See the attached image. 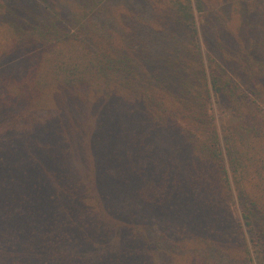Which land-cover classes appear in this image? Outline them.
I'll return each instance as SVG.
<instances>
[{"label":"trees","instance_id":"trees-1","mask_svg":"<svg viewBox=\"0 0 264 264\" xmlns=\"http://www.w3.org/2000/svg\"><path fill=\"white\" fill-rule=\"evenodd\" d=\"M1 1L0 264H264V0Z\"/></svg>","mask_w":264,"mask_h":264},{"label":"rangeland","instance_id":"rangeland-1","mask_svg":"<svg viewBox=\"0 0 264 264\" xmlns=\"http://www.w3.org/2000/svg\"><path fill=\"white\" fill-rule=\"evenodd\" d=\"M21 1V0H20ZM8 2H12L11 0H8ZM0 3H2V1L0 0ZM3 33V32H2ZM3 42H5V40L3 39ZM11 63H15V60H9L8 61V66H9V64L11 65ZM213 108H214V113H215V115H216V117L218 118V119H220L221 118V114L219 113V110H218V108H217V106L214 104L213 105ZM250 254H251V263L252 264H257V255H256V253L254 252V250H252L251 249V252H250Z\"/></svg>","mask_w":264,"mask_h":264}]
</instances>
